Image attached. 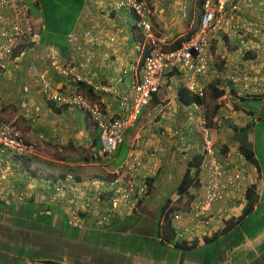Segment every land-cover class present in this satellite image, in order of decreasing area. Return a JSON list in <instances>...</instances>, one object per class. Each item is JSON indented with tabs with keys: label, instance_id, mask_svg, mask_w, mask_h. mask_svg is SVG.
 I'll use <instances>...</instances> for the list:
<instances>
[{
	"label": "crops",
	"instance_id": "0c3cea01",
	"mask_svg": "<svg viewBox=\"0 0 264 264\" xmlns=\"http://www.w3.org/2000/svg\"><path fill=\"white\" fill-rule=\"evenodd\" d=\"M146 1L153 12L151 33L166 48L197 31L199 0ZM113 9L112 0H86L73 31L75 36L67 38L69 49L65 56L55 47L34 49L33 45L40 42L37 40L29 43L32 50L26 56L25 51L14 53L0 69V122L12 123L36 147L32 158L22 166L11 170L3 164L0 167V189L4 188V198H0V264H255L264 254V228L250 237L242 223L227 226L226 222L242 216L248 206L244 194L251 185L256 186L258 198L245 220L260 225L264 218V176L257 146L253 144L258 136L255 129L264 122V98L241 94L244 86L233 85L226 78L242 72L264 73V0H240L238 10L232 14L239 34L215 36L207 73L166 74L159 92L125 134L121 157H114L118 164L125 161L131 167V172L126 169L129 177L123 180L124 185L136 179L140 191L144 178L151 183L139 206L121 203L114 218L103 224V206L88 197L94 187L85 183L89 179L87 173L81 175L83 188L71 194L74 198H42L44 193H51L48 178H59V173L65 172V164L78 163L79 150L83 155L98 152L94 139L99 131L80 110L50 102L37 84V77L45 74L52 87L64 94L81 93L107 115L120 114L121 97L130 84L127 70L137 59L135 22L129 15L126 16L131 19L122 20ZM110 38L114 40L110 42ZM49 51L56 54L61 64L74 67L82 82L78 84L72 77H61L52 70ZM180 85L186 87L180 91ZM211 86L223 94L216 101L215 110V101L205 93V116L220 157L231 161L229 175L239 174L241 181L237 188L229 189L226 202L215 205L210 226L193 224L191 213H186L188 219L180 220V228L191 236L177 240L180 245L176 246L161 235L157 237L155 225L163 200L175 190L190 160L200 155V136L187 120L191 113L198 116V105L186 99L190 98L189 93L210 91ZM246 103L248 107L244 106ZM251 155L253 160L248 161ZM98 167L93 172L107 178L115 168ZM204 182V177L198 176L197 187L189 192L202 190ZM16 192H26L29 198L23 202L22 198H10ZM30 199L33 206L28 209ZM51 206L69 219L68 224L75 222L73 215L78 210L81 226H87V237L92 230L111 234L100 236L99 240V236H93L96 241L92 243L87 237L83 243L77 242L76 237L70 238L68 229L62 228L65 220L58 213L49 227L41 224L39 215L48 214Z\"/></svg>",
	"mask_w": 264,
	"mask_h": 264
},
{
	"label": "built area",
	"instance_id": "2783aa9c",
	"mask_svg": "<svg viewBox=\"0 0 264 264\" xmlns=\"http://www.w3.org/2000/svg\"><path fill=\"white\" fill-rule=\"evenodd\" d=\"M29 0H0V68L3 62L12 56L16 44L26 36L35 37L36 21L31 12ZM117 10H124L134 15L137 25L146 34L135 44L137 63L129 69L133 73L132 81L123 97L129 106L117 117L106 116L98 104L89 102L81 94L70 97L55 92L45 74L37 77V84L51 101L74 106L82 111L100 130L101 149L98 156L111 158L112 153L123 143L124 133L137 123L143 109L148 107L153 96L161 86L162 78L173 70L185 71L193 75H203L210 68L213 55L211 53L215 36H237L239 25L234 21L233 13L238 10L240 0H201V14L198 29L191 37L182 41L179 47L168 49L154 35L150 34L148 18L151 9L146 0H112ZM32 2V0H31ZM50 66L61 77H72L79 81L75 69L61 64L53 51L47 53ZM138 65L140 71L137 70ZM233 85L241 83L248 92L264 94V74L260 71L253 73L242 72L238 75L227 76ZM200 97L203 90H198ZM197 129L201 137V162L199 170L204 177L203 195L193 205L195 218L201 219L207 225L210 223V213L215 203L228 198V188L238 187L241 177L239 174L229 175L231 161L222 159L217 152L212 139V130L204 118H199ZM33 150L26 143L17 128L9 122H0V153L6 156V165L14 161V157H22ZM131 168L127 163L116 169L114 182H121V177ZM120 176V179L119 177ZM2 191V190H1ZM127 195L122 192L120 203H128ZM73 225H76L74 223ZM180 225V224H179ZM177 229H180V226ZM179 237L183 236L178 234Z\"/></svg>",
	"mask_w": 264,
	"mask_h": 264
},
{
	"label": "trees",
	"instance_id": "16d2710c",
	"mask_svg": "<svg viewBox=\"0 0 264 264\" xmlns=\"http://www.w3.org/2000/svg\"><path fill=\"white\" fill-rule=\"evenodd\" d=\"M86 0H29L28 3L30 5V9L37 7V12H40V24H41V30H39L38 33V39L41 42L40 44H44L45 48H52L55 47L57 50L60 51L62 55H66L68 52L69 46L67 44V38L73 32L77 22L78 18L84 8ZM201 5V1H200ZM33 12V11H32ZM191 33H189L187 36L177 39L169 49H174L179 47L180 43L188 38L191 37ZM43 46V45H42ZM32 50V47L28 45V43L24 44L23 51L26 52ZM20 51H18L19 53ZM15 53L17 55V50H15ZM79 84V83H78ZM181 87H186L185 85H180V91ZM212 89L208 92L205 91L206 95L208 94V97L215 101V110L218 109V101L222 97V91L218 90V87L211 86ZM90 92V91H89ZM216 93H219L217 97ZM69 95V94H68ZM190 98H187L186 100L188 102L196 103L200 106L203 104L202 97L198 94V91H195L193 93H189ZM204 98V97H203ZM64 106V105H61ZM60 106V107H61ZM73 108H76L72 106ZM77 109V108H76ZM79 110V109H78ZM208 119V118H207ZM209 120V119H208ZM209 124V123H208ZM129 132V130L127 131ZM127 134V133H126ZM94 145L95 150L100 149L99 144V136H97L94 139ZM123 144L118 146L117 150L113 152L111 155V158L105 159L101 156H98L97 151L96 152H88L85 155H83L82 149L79 150L81 152L80 160H78V163L73 162L71 165L65 164L63 167L65 168V172L61 171L62 173H59L60 177L56 178L53 181L48 180V190L51 193H48L45 195L44 198H53L52 193L55 192L56 184H58V179L65 178L66 175L70 174L74 178L73 186L71 185L70 190L65 195L66 197L72 198L73 196L71 194H76L80 188H83L81 183V175L84 173H87L89 175V179L85 182L87 185L93 186V193L91 191L88 192L89 198H95L96 202H98L99 205L103 206L104 209H102V222L109 221L112 217V215L116 214L121 209V195L122 192L127 195V201L131 202V205H134V208H136V205H140V198L143 196H146L149 193V190L145 189L143 187V195L140 194V187L136 186V179L135 181L132 180V182L124 185L123 181L121 182H114L112 179L113 176L110 178L103 177L101 175L96 174L95 170L96 166L98 165V168H113L118 167L121 164H118L115 162L114 157L119 158L121 157V150H122ZM244 153H246L245 149L241 148ZM118 151V153H117ZM114 155V156H113ZM253 155L248 156L247 160L252 161ZM136 166V164H135ZM114 168V169H115ZM103 170V169H102ZM93 172V173H92ZM131 172V170L129 171ZM134 173V172H133ZM132 173V174H133ZM198 173H199V158L198 156L193 157L190 162L188 163L186 169L184 170V173L181 177V180L175 190L170 193L164 200L163 204L161 205L159 212H158V219L157 223L155 225L156 230L155 234L158 236L161 235L163 240H166L168 242H174V244L180 245L178 241H176V231L175 227L172 226V215L175 211V207L179 204L178 201L182 198H188L192 197L193 192H189L191 188H196L198 185ZM52 177H55L52 175ZM62 179V180H63ZM89 187V186H88ZM148 187H151V183H148ZM139 188V189H138ZM101 189V192L98 194V191ZM256 186L251 185L247 188L244 198L248 202V206H246L243 210L242 216L237 219H230L226 222L227 226H234L236 224L242 223L243 227L247 228V234L250 237L255 236L259 230H262L264 228V218L261 219V224L258 225L254 224L251 220H245L246 215H248L253 210V206L255 201L258 198L256 192ZM20 192V191H19ZM19 192L12 195L10 198H18ZM16 195V196H15ZM64 196V198H65ZM30 198H35L31 196ZM56 198H60L57 196ZM63 198V197H62ZM74 198V197H73ZM104 201V203H103ZM30 203H27L28 209H31L32 199L29 201ZM105 205V206H104ZM39 209L42 208V204L38 205ZM174 206V207H173ZM178 207V206H177ZM37 208V209H38ZM181 207L177 208V211L181 210ZM75 214L73 215V220L77 221V225L74 226L73 224H68V218L61 216L60 211L56 208V206L49 207V213L39 215V218H41L39 221H43L41 224H43L46 227H49L50 222L52 221V218L55 213H58L64 220V224L62 225L63 229H68L70 234V238L76 237L77 242L81 240V243L84 242L85 238L87 237V230H84L87 226L86 224L82 225L80 224L79 219V211H74ZM71 215V214H70ZM161 220V226L159 221ZM253 220V219H252ZM79 221V224H78ZM111 233H100L98 231L92 230L90 234L88 235L89 243L95 242L93 236H99L96 239L99 240L100 236H107ZM214 236H212V239ZM211 238H208L210 240ZM204 240H207L205 238ZM182 246L185 244H181ZM219 258V257H217ZM260 261V262H259ZM256 262L255 264H264V254L261 256L260 260ZM50 263V262H48Z\"/></svg>",
	"mask_w": 264,
	"mask_h": 264
},
{
	"label": "clouds",
	"instance_id": "9594fccd",
	"mask_svg": "<svg viewBox=\"0 0 264 264\" xmlns=\"http://www.w3.org/2000/svg\"><path fill=\"white\" fill-rule=\"evenodd\" d=\"M199 1H201V0H199ZM113 2V1H112ZM113 4V3H112ZM149 6V5H148ZM201 6V5H200ZM114 7V6H113ZM114 11H120V10H117V9H113ZM31 12H32V10H31ZM152 12V11H151ZM33 13V12H32ZM200 14H201V11H200ZM125 15H129V16H132L135 20H136V23H135V25H134V31H135V39H136V41H135V44H136V42L139 40V39H144L145 38V33L143 32V29L140 27V26H138L137 25V22H138V20H137V18L134 16V15H132V14H128V13H126L125 12ZM153 15V12L151 13V15L149 16V18H148V22H149V24H150V18H151V16ZM33 16H34V14H33ZM34 18H35V16H34ZM199 18H200V15H199ZM35 21H36V25H35V30H36V27H37V25H39V30H41V24H40V20H38V19H36L35 18ZM198 22H199V19H198ZM33 31V34L34 35H36L35 37H32V36H26V37H24L22 40H20L17 44H16V46H15V48H14V51H13V53H12V56L14 55V53H15V50H17V53H18V51H20L19 53H21V52H23V47H24V44L25 43H28V45H29V43H32V42H36L37 40H39L38 39V33H39V30H36V31ZM151 30H152V27H151V24H150V34L152 35V33H151ZM114 39L113 38H110V42H112ZM135 44H134V52H135ZM29 46H31V45H29ZM169 49V48H168ZM136 53V52H135ZM137 55V54H136ZM11 56V57H12ZM10 57V58H11ZM10 58H7V59H10ZM6 59V60H7ZM5 60V61H6ZM4 61V62H5ZM3 62V63H4ZM135 63H137V59H136V61L134 62V63H132V64H130V66L128 67V72H129V74H130V84H131V81H132V76H133V73L131 72V71H129V69H130V67L132 66V65H134ZM2 65H4V64H2ZM74 68V67H73ZM1 69V68H0ZM75 69V68H74ZM140 66L138 65V68H137V70L138 71H140ZM174 71H178V70H173V71H171V72H174ZM182 71V70H181ZM76 72V71H75ZM171 72H167L166 74H168V73H171ZM186 73H188V72H186ZM207 73V72H206ZM205 73V74H206ZM165 74V75H166ZM189 74H191V73H189ZM262 74H264L263 72H262ZM164 75V76H165ZM204 75V74H203ZM163 76V77H164ZM229 76V75H228ZM227 79V78H226ZM162 80H163V78H162ZM119 82H122V79H119L118 80ZM73 82H82L81 80H79V81H73ZM87 85H89V83H87V82H85ZM162 83V82H161ZM130 84H128L127 86H126V88H125V91L123 92V95H122V97H121V106L123 107V110H122V112L120 113V114H118V115H116V116H110V115H107L106 113H104V111L102 110V108H101V110L103 111V113L106 115V116H110V117H117V116H120L123 112H124V109L126 108V107H128L129 106V103L127 102V103H125V101L123 100V97L125 96V94H126V91H127V88L129 87V85ZM232 84V83H231ZM238 84H241V83H238ZM161 87V86H160ZM53 89L55 90V92H57V93H59V94H62V95H64V96H67V97H70V96H72V95H74V94H81V93H79V92H76V93H73V94H64V93H62L61 91H60V89H55L54 87H53ZM43 92V91H42ZM204 92V91H203ZM45 96H48L47 94H45V93H43ZM241 94H244V95H246V96H248V97H258V98H264V94H253V92H248V90H247V88H245L244 87V91L241 93ZM82 95V94H81ZM204 95H205V92H204ZM83 96V95H82ZM84 97V96H83ZM204 96H202V100H204V98H203ZM85 98V97H84ZM48 100L50 101V102H52V103H54V104H56V105H58V106H61V105H64V106H66L67 108H73L72 106H70V105H68V104H61V103H57L56 101H51L49 98H48ZM203 104V103H202ZM198 105V104H197ZM199 106V105H198ZM197 106V110H198V116H197V121H196V130H197V132H198V129H197V122H198V119L199 118H204L205 119V121H206V123H207V125H208V127H210L211 128V126L208 124V122H207V118H206V116H205V110H204V106L202 105V106H200V107H198ZM144 110V109H143ZM82 112V111H81ZM143 112V111H142ZM142 112H141V114H142ZM85 115V114H84ZM86 116V115H85ZM141 116V115H140ZM87 117V116H86ZM88 118V117H87ZM140 118V117H139ZM139 120V119H138ZM138 122V121H137ZM94 125H95V123H94ZM95 127L97 128V126L95 125ZM132 129V128H131ZM97 130L99 131V134H98V136H99V144H100V149H101V143H100V130L97 128ZM130 130V129H129ZM211 130H212V128H211ZM128 131V130H127ZM127 131L124 133V136H125V134L127 133ZM21 135H22V133H20ZM198 134H199V132H198ZM212 134H213V132H212ZM199 136H200V134H199ZM22 137L24 138V136L22 135ZM212 139H213V136H212ZM24 140L26 141V143H28V144H30V145H32V147H33V150L30 152V153H28L27 155H25V156H22V157H18V156H15L13 159H14V161L11 163V165L12 166H9V169L11 170V168L13 169V167H17V166H22V164L23 163H26L27 161H29L31 158H32V156H33V153H34V151H35V149H36V147L32 144V143H30L28 140H26L25 138H24ZM213 141H214V139H213ZM123 142H124V140H123ZM214 144H215V142H214ZM120 146V145H119ZM215 147H216V145H215ZM118 148V147H117ZM99 149V150H100ZM217 149V148H216ZM99 150H98V152H99ZM117 150V149H116ZM115 150V151H116ZM114 151V152H115ZM97 152V153H98ZM218 152V151H217ZM113 154V153H112ZM218 155H219V153H218ZM199 156V165H200V162H201V137H200V155H198ZM220 156V155H219ZM222 159H224V158H222ZM123 164H126V162L124 161L123 163H121V165H123ZM121 165H119V166H121ZM129 165V164H128ZM3 166H5V167H7V165H6V161H5V163H3ZM118 166V167H119ZM118 167H116L114 170H113V172H112V174H111V176H113L112 177V179L111 180H115L116 179V177H117V175H116V169L118 168ZM198 176H202L201 175V172H200V170H199V173H198ZM119 177V179H120V176H118ZM127 177H129V175L127 174H123L122 175V177H121V181H123L124 179H127ZM57 177H49L48 178V180L49 181H53V180H55ZM198 178V177H197ZM63 178H61V179H58V184H56L57 186H56V189H55V192L54 193H52V196H54L53 198H56L57 196H59L60 198H62L63 196H65L66 194H67V192L70 190V188H71V185L73 186V183H74V178H73V176L72 175H70V174H68V175H66L65 176V178L62 180ZM202 186H203V184H202ZM143 187L147 190L148 189V181L146 180V178H144L143 179V183H142V187H141V190H140V194H142L143 195ZM203 189H204V187L202 188V190H197L196 192H193L191 195H192V197H188V198H182L181 200H180V202L178 201V203H179V206L178 207H181L182 209L181 210H179V211H177V206L175 207L176 209H175V211H174V213H173V215H172V219H171V221H172V226L173 227H175V231H176V241L177 240H185V238L186 237H190L191 236V234H189V233H184L182 230H181V228L180 229H177V226L180 224V220L181 221H186L187 219H188V216L186 215V213L187 214H189V213H191V215L189 214V217H190V219H191V221H192V223L193 224H195V223H197V222H200V223H202L203 225H205L203 222H202V220H203V218H201V219H197V218H195V213H194V211H193V205H194V203H196L201 197H202V195H203ZM229 189L230 188H228L227 190L229 191ZM0 190H2V192L4 191V188H1ZM229 197H230V195H229ZM229 197L228 198H225V200H223V201H221V202H226L228 199H229ZM42 198H44V195L42 196ZM221 202H217V203H221ZM217 203H215L214 205H213V207H212V210H211V213H210V218H211V221H210V223L209 224H207V225H205V226H210V224H211V222H212V219H213V215H214V208H215V205L217 204ZM174 207V206H173ZM74 223H76V225H77V221H75V222H72L71 224H74ZM76 225H74V226H76ZM180 227H181V225H179ZM183 233V236L182 237H179L178 236V234H182Z\"/></svg>",
	"mask_w": 264,
	"mask_h": 264
},
{
	"label": "rangeland",
	"instance_id": "374dc122",
	"mask_svg": "<svg viewBox=\"0 0 264 264\" xmlns=\"http://www.w3.org/2000/svg\"><path fill=\"white\" fill-rule=\"evenodd\" d=\"M31 8V7H30ZM32 11H33V14H34V16H35V18L36 19H38V20H40V16H41V14H40V12H37V7L35 6L34 8H32L31 9ZM118 14H120V16H121V19L122 20H127V19H131V18H129V17H127L126 15H125V11L124 10H120V11H118ZM81 15V14H80ZM80 17V16H79ZM134 19V18H133ZM134 22L136 23V20L134 19ZM77 25V24H76ZM76 27V26H75ZM179 28H180V24H179ZM75 29V28H74ZM124 29H126V28H124ZM36 30H39V25H37V27H36ZM35 30V31H36ZM74 31V30H73ZM74 33L73 32H71V34L68 36V37H70L71 39H73L74 38ZM130 41H132L131 42V46L134 44L133 43V40H131L130 39ZM35 42V41H34ZM40 43L41 42H39L38 44H35V45H33V47H34V49H37V48H39V47H41L42 49H45V46H44V44H42V45H40ZM230 54H231V52H229ZM228 53V54H229ZM120 75H122V74H120ZM197 76V75H196ZM248 104L249 103H246L244 106L245 107H248ZM193 114L196 116V114L195 113H191L190 115H192V116H188V118H187V120L189 121V123H190V126L192 127V128H194V129H196V121H197V117H194L193 116ZM255 131H256V134L258 135L256 138L253 136V144H255L256 146H257V149L255 150L256 151V154H257V157H258V161L260 162V164H261V167H262V173H263V176H264V139H263V137H264V122H263V120L261 121V123H260V125L255 129ZM196 132V131H195ZM247 132V131H246ZM180 134L181 133H178V135L180 136ZM196 134H198L197 132H196ZM262 138V139H261ZM252 139V137H249V140H251ZM6 156H5V154H2V153H0V167H1V164H3V163H5V161H6ZM10 166H12V165H10ZM23 191V190H22ZM21 191V192H22ZM4 193L0 190V198H4ZM18 198H22L21 199V201L20 202H23L24 200H25V198H29V195L26 193V192H23V193H20L19 195H18ZM39 198V197H38ZM44 238H45V236H43ZM51 240V239H50ZM60 244H61V242H60ZM45 246V245H44ZM140 250H141V248H140ZM57 264V263H56Z\"/></svg>",
	"mask_w": 264,
	"mask_h": 264
}]
</instances>
